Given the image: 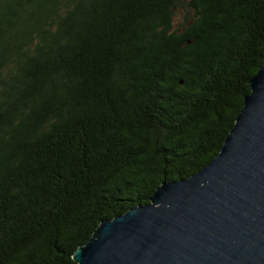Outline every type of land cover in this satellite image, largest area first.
I'll return each mask as SVG.
<instances>
[{"label":"trees","instance_id":"trees-1","mask_svg":"<svg viewBox=\"0 0 264 264\" xmlns=\"http://www.w3.org/2000/svg\"><path fill=\"white\" fill-rule=\"evenodd\" d=\"M263 65L264 0H0V264H76L209 164Z\"/></svg>","mask_w":264,"mask_h":264},{"label":"water","instance_id":"water-1","mask_svg":"<svg viewBox=\"0 0 264 264\" xmlns=\"http://www.w3.org/2000/svg\"><path fill=\"white\" fill-rule=\"evenodd\" d=\"M219 154L102 221L76 264H264V65Z\"/></svg>","mask_w":264,"mask_h":264},{"label":"rangeland","instance_id":"rangeland-1","mask_svg":"<svg viewBox=\"0 0 264 264\" xmlns=\"http://www.w3.org/2000/svg\"><path fill=\"white\" fill-rule=\"evenodd\" d=\"M183 13H184V8L183 7H179L177 10H176V13H175V18H174V25H175V28L177 29L180 24L182 23V16H183Z\"/></svg>","mask_w":264,"mask_h":264}]
</instances>
